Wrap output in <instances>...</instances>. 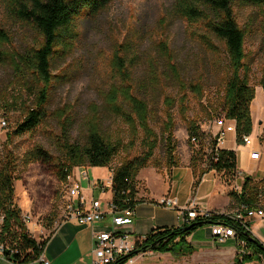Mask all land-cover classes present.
Returning a JSON list of instances; mask_svg holds the SVG:
<instances>
[{"label":"rangeland","instance_id":"rangeland-1","mask_svg":"<svg viewBox=\"0 0 264 264\" xmlns=\"http://www.w3.org/2000/svg\"><path fill=\"white\" fill-rule=\"evenodd\" d=\"M174 2L112 0L101 10L82 11L75 20L74 39L70 40L69 49H56L52 61L53 81L48 91L43 121L28 133L8 137L31 108L33 96L40 88L30 74L18 75L14 71L10 57L25 54L41 40L30 24L16 19L6 10L3 0H0V25L11 39L2 48L6 57L0 59V160L7 152L16 158L12 200L21 212L28 235L35 241H43L64 220L69 190L56 177L58 166L66 162L62 146L65 141L84 144L88 126L96 115L100 128L109 132L112 141L121 137L119 143L123 148L117 151L106 167L90 168L83 165L73 168L72 176L85 189L97 178L108 183L110 170L138 157L142 152L141 135L135 140L134 147L126 148L130 141L126 125L105 111L107 92L112 86L123 84L112 65L115 49L121 48L120 56L127 64V73L133 86L132 94L147 101L151 110L149 126L157 135L158 144L148 168L142 171L140 178L154 195L162 192L165 181L150 168L159 173L164 169L169 172L172 162L179 164L189 152L192 156L193 151L198 149V144L189 140L187 135V119L194 121L203 134L200 144L203 159L210 153V146L220 130H223V145L234 146L232 131L228 130L231 124L221 113L222 89L228 71L225 47L210 36L211 43L217 49L212 51L203 39V36L209 37L204 24L183 19L175 10ZM233 11L238 27L245 33V63L250 68V85L255 91L251 104L252 111L257 114L252 119L251 138L254 148L261 152V158L255 161L259 165L251 177L255 178L252 180L253 186L260 188V178L264 177V137L261 133L264 127V94L259 86L264 69V36L261 32L264 8L235 5ZM160 44L166 45L171 65L177 68L183 81L200 85L203 89L201 98L187 91L185 114L175 104L171 110L173 126L171 131L164 133V100L177 98L179 90ZM63 127L67 129L66 135H63ZM168 146L173 148V161L170 164L167 162ZM237 164H243L241 155H238ZM80 168L86 169V178L81 177L78 172ZM196 168L199 170L205 168V165ZM217 176L228 192L235 191L236 185L232 181L227 183L230 181L228 176ZM241 181L243 178H239V185ZM138 183L136 180V188H139ZM194 183L195 178L192 186ZM143 186V182H140V187ZM99 196L103 203L107 201L108 195L105 193ZM225 200L217 198L212 204L221 206ZM231 210H234L232 203L223 213ZM204 227L213 228L212 225ZM188 237L186 244L192 247L187 242ZM0 264L6 263L0 261Z\"/></svg>","mask_w":264,"mask_h":264},{"label":"trees","instance_id":"trees-1","mask_svg":"<svg viewBox=\"0 0 264 264\" xmlns=\"http://www.w3.org/2000/svg\"><path fill=\"white\" fill-rule=\"evenodd\" d=\"M110 1L112 0H3L6 10L19 21L30 24L41 40L35 48H31L25 54L10 57L14 71L18 75L30 74L40 88L33 96L31 108L25 112L21 122L8 134V137L28 133L43 121L48 91L53 81L52 61L56 56V49L64 51L69 49L70 40L74 39L75 20L82 11L101 10ZM235 5L264 8V0H175L174 2L175 10L183 19L188 22L201 21L204 24L209 37L203 36V39L212 51L217 49L211 43V37L225 47L228 71L222 89L221 113L225 120L234 122L235 142L241 145V138L250 135L253 130L250 105L255 98V91L250 85V68L245 63V33L236 23L233 11ZM261 32L264 36V24L261 25ZM10 42L8 33L0 25V59L6 57L2 48ZM160 47L164 51V58L170 63L169 70L179 90L177 98L164 100L166 119V124L163 125L164 133L171 131L173 126L171 110L175 104L185 114L187 91L201 98L203 89L200 85L185 83L177 68L171 65V56L166 45L160 44ZM120 49H115L112 65L123 84L109 89L105 97V111L126 125L130 137L126 148L134 147L135 140L141 135L142 152L138 157L125 161L113 170L110 189L111 203L116 212L125 209L134 210L139 203L140 200L136 197V176L140 170L148 167L158 144L157 135L149 126L151 115L149 103L132 94L133 86L127 73V64L120 56ZM259 86L264 94V69L261 72ZM94 119L88 126L84 144L64 142L62 147L66 162L58 166L56 173L60 182H66L73 168L83 165L90 168L108 166L117 151L123 148L119 143L121 137L112 141L109 132L100 128L97 115ZM62 130L63 135H66L67 129L63 127ZM186 132L189 140H194L198 144V149L196 152L193 151L190 160L195 175L193 186L196 187L201 177L208 171L228 176L230 181L227 183L231 181L233 183L237 177L236 153L232 150L218 148L215 150L217 138L215 136L210 146V153L203 159L200 145L203 134L194 121L186 120ZM261 133L264 137V127ZM172 150V146H168V164L173 161ZM15 159L11 152H7L0 160V250L2 258L11 264H35L50 235L41 242L32 239L22 221L20 210L13 203V183L16 180ZM171 164V167L175 166L173 162ZM198 165H205V168L197 170ZM260 182L261 187L255 188L250 177H244L240 192L236 193L234 190L229 192L234 208L243 206L254 209L259 202H264V177ZM191 223L195 225L185 230V227ZM211 225L231 228L235 233V240L246 244L248 253L242 257L236 255L233 264H244L264 257V246L250 242L248 238L251 234L241 224L224 214L211 213L208 217H197L177 228L156 230L137 241L131 251L118 256L109 264H126L130 259L146 252L171 253L176 257L189 255L194 250L186 244V237L198 228ZM247 227L249 228V223Z\"/></svg>","mask_w":264,"mask_h":264},{"label":"crops","instance_id":"crops-1","mask_svg":"<svg viewBox=\"0 0 264 264\" xmlns=\"http://www.w3.org/2000/svg\"><path fill=\"white\" fill-rule=\"evenodd\" d=\"M250 113L252 119L257 114L252 111V104L250 105ZM230 124L229 128L233 134L234 146L225 147L222 142L217 145V148L219 150L234 151L237 159L238 155H241L243 164L242 166L237 164V174L239 176L233 181V184L236 185L235 188L240 190L242 181L239 185V178L247 176L254 180L255 178L251 177V173L255 174L259 163L257 164V162L249 158V148L236 144L234 122L232 121ZM252 149L257 150L254 148V144ZM190 155L191 153L189 152L185 160L171 167L169 172L164 169L159 173L150 168L154 173L161 175L165 181L164 188L158 195H154L140 178L142 171L148 167L138 173L136 180L139 182V188H136V197L140 201L134 207L131 224L118 228L120 235L126 237L124 240L120 239L117 242L120 248L125 246L126 251H129L137 241L144 239L156 230L181 226L183 222L178 217L179 212L190 201L194 202L196 209L199 211L223 212L232 203L227 187L222 184L217 176L218 174L214 171L205 173L197 186H192L195 175L190 166ZM262 172H264V168H262ZM96 180L99 179L97 178ZM140 182H143V187H140ZM81 188V195L87 203L90 200H100L101 196L99 195L101 193L108 195L106 202L111 201V185L105 192H100L99 190L89 191L88 187L85 189L82 185ZM162 198L176 201V204L172 207L159 205V201ZM217 198H226L224 205L213 206L212 203ZM105 203L102 205L103 208H105ZM112 228L109 212L105 214L101 222L89 225H79L73 220H63L54 227L42 253L49 261V264H94L95 257L92 253L94 237L101 233H111ZM249 232L258 243L264 246V219L256 218L250 220ZM187 242L192 245L194 250L188 256L176 257L167 253L148 252L135 256L126 264H233L237 255L235 238L228 237L224 241L219 242L212 235L211 227L200 228L187 238ZM0 261L11 264L5 261L1 255Z\"/></svg>","mask_w":264,"mask_h":264},{"label":"built area","instance_id":"built-area-1","mask_svg":"<svg viewBox=\"0 0 264 264\" xmlns=\"http://www.w3.org/2000/svg\"><path fill=\"white\" fill-rule=\"evenodd\" d=\"M221 123V122H220ZM230 130V128H228ZM216 147L217 145L223 142V130H220L218 134H216ZM241 145L243 147L249 148V158L252 161L260 160L261 152L259 150L252 149L253 140L250 135L243 136L241 138ZM195 142L194 140H192ZM81 167V166H80ZM76 167L74 169H77ZM108 183H103L101 180H95L89 186L90 190H99L100 192H105L106 188L111 185L112 173L110 170ZM82 178H86V169L80 168L78 169ZM237 176H239L237 174ZM66 187L69 190V200L65 208L64 220H73L79 225H89L93 223H99L103 220L105 214L109 212L112 220V232L111 233H101L96 235L93 240V248L92 253L95 257L94 264H109L114 262V260L118 256H123L129 251H126L124 248H120L117 245V242L124 240L126 237L120 235L119 227L130 225L132 222V218L134 215L133 209H125L123 211H115V207L112 205L111 201L105 203V208H103V203L101 200H90L88 203L81 195V184L72 176V172L66 178V182H64ZM237 190V191H236ZM235 192L239 193L240 190L235 188ZM176 204V201H172L168 198H162L159 201V205L172 207ZM211 213L213 214H224L229 218L237 221L241 224L247 231L249 228L247 227L248 223L252 219L260 218L264 219V202H259L256 208L248 209L243 206L235 207L234 210H231L227 213H219L217 211H199L195 208L194 202L190 201L187 205H185L179 212V218L183 223H189L193 221L195 218L200 217H208ZM212 235L219 242L224 241L228 237L234 238V231L231 228L222 226V225H213ZM237 255L242 257L246 252V244L244 242H237ZM131 260V259H130ZM129 260V261H130ZM128 261V262H129ZM35 264H49V261L44 257L43 253L38 257L35 261ZM244 264H264V258H260L259 260H254L250 262H246Z\"/></svg>","mask_w":264,"mask_h":264},{"label":"water","instance_id":"water-1","mask_svg":"<svg viewBox=\"0 0 264 264\" xmlns=\"http://www.w3.org/2000/svg\"><path fill=\"white\" fill-rule=\"evenodd\" d=\"M194 225H195V223H191V224H189L188 226L185 227V230H188L189 228H191V227L194 226ZM248 240H249L250 242H255V243H257L258 246H261V247H262V245H261L260 243H258V242L256 241V239L253 238L252 235L249 236Z\"/></svg>","mask_w":264,"mask_h":264}]
</instances>
